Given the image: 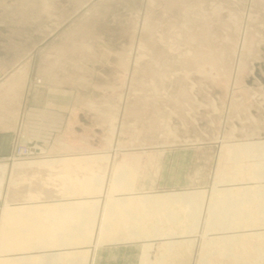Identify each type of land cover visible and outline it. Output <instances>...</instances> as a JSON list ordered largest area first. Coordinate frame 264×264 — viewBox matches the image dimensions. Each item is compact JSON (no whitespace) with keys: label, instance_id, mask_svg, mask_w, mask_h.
Returning a JSON list of instances; mask_svg holds the SVG:
<instances>
[{"label":"crops","instance_id":"0c3cea01","mask_svg":"<svg viewBox=\"0 0 264 264\" xmlns=\"http://www.w3.org/2000/svg\"><path fill=\"white\" fill-rule=\"evenodd\" d=\"M18 27L0 21V32L18 34ZM28 31L34 33L33 28ZM16 38L0 40V165L7 164L8 179L15 178L12 184L27 188L23 200L0 215V238L16 251L2 256L0 264H36L40 257H47L44 264H78L68 261L66 253L90 240L115 242L93 245L91 264H130L132 247L138 256L134 264H227L232 257L242 264L243 256H264V185L193 183L194 177L210 179L209 163L216 151L224 161L227 154L237 160L242 148L236 142L221 143L232 147L216 150L217 142L210 138L169 139L164 144L184 145L166 150L170 163H164L161 150L115 158L113 138L83 132L85 127L111 128L115 105L109 98L114 92L104 91L105 100L91 95L84 100L82 90L64 83L66 61L60 54L51 57L52 50L64 48L60 43L35 41L34 35ZM91 43L75 47L98 48ZM41 47L43 52L37 53ZM14 143L42 152L38 158L6 163ZM195 155L202 160L196 167L190 161ZM163 168L176 179L165 182L170 184L147 182V172L158 177ZM219 175H228L227 169L220 168ZM178 177L192 181L180 185ZM107 217L122 231L100 232ZM157 217L164 219V231L131 232L133 220L140 224ZM195 225L224 231L196 233ZM44 239L60 247L35 249Z\"/></svg>","mask_w":264,"mask_h":264},{"label":"rangeland","instance_id":"374dc122","mask_svg":"<svg viewBox=\"0 0 264 264\" xmlns=\"http://www.w3.org/2000/svg\"><path fill=\"white\" fill-rule=\"evenodd\" d=\"M5 1L6 5H0V21L19 26V32L1 31L0 40H15L16 35L26 40L34 35L35 41L60 43L64 48L52 50L51 57L60 54L66 61L68 87L82 90L84 100L89 95L105 100L104 91L114 92L109 96L115 105L111 128L85 127L83 132L113 138L115 158L127 152L161 150L164 163H170L166 150L184 145L164 144L169 139L181 143L210 138L217 142L216 150L232 147L221 143L236 142L242 148L237 160L227 154L224 161L216 151L209 163L210 179L194 177L193 183L264 185V0ZM43 26L50 33L42 32ZM32 28L33 34L28 31ZM80 42H92L98 48H76ZM41 52L42 47L37 53ZM75 59L82 63H71ZM41 152L34 145L14 143L4 162L38 158ZM200 157H190L194 167L202 161ZM220 168H226L228 175L218 176ZM8 169L7 164L0 165V215L22 201L27 188L12 184L15 178L8 179ZM153 172L146 173L147 182L170 184L165 182L176 179L169 175V168H163L158 177ZM177 179L180 185L192 181ZM162 220L157 217L140 224L133 220L131 232H162ZM99 227L102 233L122 231L111 217ZM183 227L179 225V231ZM193 231L224 229L195 225ZM101 243L115 242H83V248L67 252L66 259L91 264L93 245ZM56 247L58 243L44 239L35 249ZM14 252L0 238V263L2 256ZM129 254L134 264L137 249L132 247ZM21 259L28 263L27 257ZM46 261L47 257H40L36 264ZM237 261L232 257L227 264H240ZM241 261L264 264V256H243Z\"/></svg>","mask_w":264,"mask_h":264}]
</instances>
